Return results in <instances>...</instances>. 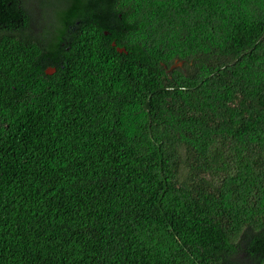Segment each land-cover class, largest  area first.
<instances>
[{
	"label": "trees",
	"instance_id": "trees-1",
	"mask_svg": "<svg viewBox=\"0 0 264 264\" xmlns=\"http://www.w3.org/2000/svg\"><path fill=\"white\" fill-rule=\"evenodd\" d=\"M0 264H264V0H0Z\"/></svg>",
	"mask_w": 264,
	"mask_h": 264
},
{
	"label": "rangeland",
	"instance_id": "rangeland-1",
	"mask_svg": "<svg viewBox=\"0 0 264 264\" xmlns=\"http://www.w3.org/2000/svg\"><path fill=\"white\" fill-rule=\"evenodd\" d=\"M60 0H47L48 4H52V6L56 5ZM34 6H37L38 0H32ZM51 7V6H50ZM42 17L40 20H38L37 23L32 25L33 32L41 31L43 28H46V25L48 22H52L54 19V16L50 9L47 10V12L43 11L41 14Z\"/></svg>",
	"mask_w": 264,
	"mask_h": 264
},
{
	"label": "water",
	"instance_id": "water-1",
	"mask_svg": "<svg viewBox=\"0 0 264 264\" xmlns=\"http://www.w3.org/2000/svg\"><path fill=\"white\" fill-rule=\"evenodd\" d=\"M113 44H114V43L112 42V45H113ZM116 49H117V51H119V52L124 51L123 48H119V47H117ZM53 71H54V68H47V69H46V72H47V73H52Z\"/></svg>",
	"mask_w": 264,
	"mask_h": 264
}]
</instances>
